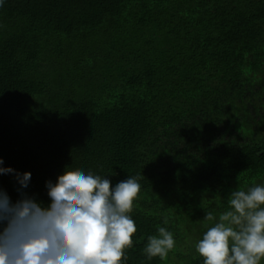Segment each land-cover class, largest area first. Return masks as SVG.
<instances>
[{
	"label": "trees",
	"instance_id": "trees-1",
	"mask_svg": "<svg viewBox=\"0 0 264 264\" xmlns=\"http://www.w3.org/2000/svg\"><path fill=\"white\" fill-rule=\"evenodd\" d=\"M0 158L45 204L66 168L139 177L127 264H203L205 214L264 183V0H4Z\"/></svg>",
	"mask_w": 264,
	"mask_h": 264
},
{
	"label": "clouds",
	"instance_id": "clouds-1",
	"mask_svg": "<svg viewBox=\"0 0 264 264\" xmlns=\"http://www.w3.org/2000/svg\"><path fill=\"white\" fill-rule=\"evenodd\" d=\"M31 175L0 158V176L18 185L16 200L0 188V264H127L139 177L113 186L108 176L66 168L55 182H45V204L26 191ZM204 220L213 225L195 244L203 264H264V183L231 191L227 210L218 218L209 211ZM175 245L173 232L158 227L144 255L163 261Z\"/></svg>",
	"mask_w": 264,
	"mask_h": 264
}]
</instances>
